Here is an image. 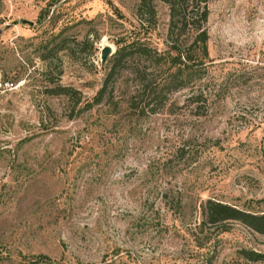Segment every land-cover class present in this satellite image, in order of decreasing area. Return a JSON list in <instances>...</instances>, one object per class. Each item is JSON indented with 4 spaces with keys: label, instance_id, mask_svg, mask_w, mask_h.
<instances>
[{
    "label": "rangeland",
    "instance_id": "1",
    "mask_svg": "<svg viewBox=\"0 0 264 264\" xmlns=\"http://www.w3.org/2000/svg\"><path fill=\"white\" fill-rule=\"evenodd\" d=\"M207 3L204 102L136 119L134 59L86 105L138 0H0V264H264L240 255H264V234L200 215L264 212V0Z\"/></svg>",
    "mask_w": 264,
    "mask_h": 264
},
{
    "label": "trees",
    "instance_id": "2",
    "mask_svg": "<svg viewBox=\"0 0 264 264\" xmlns=\"http://www.w3.org/2000/svg\"><path fill=\"white\" fill-rule=\"evenodd\" d=\"M167 9V22L164 29V49H157L153 44L159 41L155 37L156 13L152 0H138L135 10L137 25H134L114 42L113 63L107 68L100 88L95 92L91 103L86 107L98 105L104 98L109 79L117 66L125 65L127 60L135 61L132 74L139 83L138 90L125 101V117L136 119L153 116L164 109L173 113L177 105L171 96L180 92H190L185 101L189 105L204 102L201 90L196 86L206 73L210 63L207 53L208 0H160ZM157 36V35H156ZM157 44V43H156ZM132 58V59H131ZM144 66L138 71L136 66ZM158 70V75L146 72ZM196 86V87H195ZM65 92L64 88L60 89ZM176 204V203H175ZM178 205V204H177ZM202 222L216 225L225 221H238L253 232L264 234V212L259 214L240 211L236 208L205 200L200 205ZM240 255L249 261H262L264 255L250 251H240Z\"/></svg>",
    "mask_w": 264,
    "mask_h": 264
},
{
    "label": "water",
    "instance_id": "3",
    "mask_svg": "<svg viewBox=\"0 0 264 264\" xmlns=\"http://www.w3.org/2000/svg\"><path fill=\"white\" fill-rule=\"evenodd\" d=\"M110 54H111V51H110L109 47L105 46V47L100 49V52H99V64H100V66H102L104 64L106 57L109 56Z\"/></svg>",
    "mask_w": 264,
    "mask_h": 264
}]
</instances>
